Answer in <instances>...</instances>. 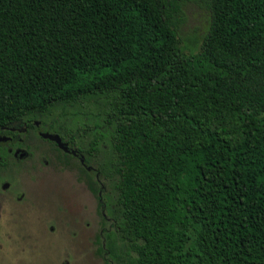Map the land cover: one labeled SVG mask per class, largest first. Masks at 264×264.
Returning <instances> with one entry per match:
<instances>
[{
    "label": "trees",
    "instance_id": "obj_1",
    "mask_svg": "<svg viewBox=\"0 0 264 264\" xmlns=\"http://www.w3.org/2000/svg\"><path fill=\"white\" fill-rule=\"evenodd\" d=\"M191 1L0 0V133L38 121L116 176L105 264H264V0H202L187 54Z\"/></svg>",
    "mask_w": 264,
    "mask_h": 264
},
{
    "label": "rangeland",
    "instance_id": "obj_2",
    "mask_svg": "<svg viewBox=\"0 0 264 264\" xmlns=\"http://www.w3.org/2000/svg\"><path fill=\"white\" fill-rule=\"evenodd\" d=\"M183 17L178 31L180 46L187 54L197 53L209 27V11L202 0H193L183 8ZM67 110L56 107L46 121L58 119L69 127L81 122L100 123L92 108L77 109L75 121L62 115ZM95 133L88 136L87 142ZM98 133L104 136V149L96 160L110 167L107 133L103 129ZM34 136H28L29 144L35 150H32V158L27 160L29 175L20 177L27 183L23 192L29 195L26 197L29 213L23 225L14 224L13 219L6 223L0 221V264H105L98 256L95 244L99 230L95 216L97 196L92 190L85 192L71 175L58 173L52 165L55 153ZM45 161L50 164L46 166ZM116 180L113 176L104 184L110 205ZM86 222L90 223L89 227L85 226Z\"/></svg>",
    "mask_w": 264,
    "mask_h": 264
},
{
    "label": "flooded vegetation",
    "instance_id": "obj_3",
    "mask_svg": "<svg viewBox=\"0 0 264 264\" xmlns=\"http://www.w3.org/2000/svg\"><path fill=\"white\" fill-rule=\"evenodd\" d=\"M32 125L34 129L20 125L16 128H9L10 135L0 133V138L6 139L0 141V221L6 223L5 221L9 222L13 219L14 224L26 223L25 220L29 213L26 197L29 195L23 192L27 183L20 177L29 175L27 160L32 158L34 149L29 144L28 136L35 134L36 138L43 141L55 153L52 165L58 173L71 175L74 182L87 193H91L92 180H95L96 185L100 188L96 197L95 216L98 221V234L102 235L109 224L106 213L107 205L105 197L102 196L104 184L101 182L96 168L87 163L89 156L87 149L84 150V153L79 152L61 139L62 143L67 146V150L64 151L55 142L40 137L41 133H49L41 130L40 122L38 126L35 125V122ZM22 154L24 155L21 156ZM44 164L47 166L50 163L45 161ZM85 226L89 227L90 223L86 222ZM53 229L51 226L50 230Z\"/></svg>",
    "mask_w": 264,
    "mask_h": 264
},
{
    "label": "water",
    "instance_id": "obj_4",
    "mask_svg": "<svg viewBox=\"0 0 264 264\" xmlns=\"http://www.w3.org/2000/svg\"><path fill=\"white\" fill-rule=\"evenodd\" d=\"M35 125L38 126L39 122H35ZM40 137L43 139H48L52 142H55L60 149L66 151L67 150V146L66 144L62 143L61 138L57 135V134H50V133H41ZM6 140L5 138H0V141H4ZM24 154H22L21 156H23Z\"/></svg>",
    "mask_w": 264,
    "mask_h": 264
}]
</instances>
